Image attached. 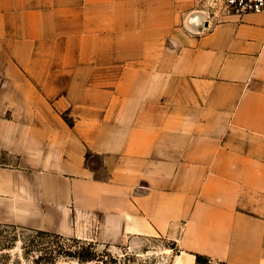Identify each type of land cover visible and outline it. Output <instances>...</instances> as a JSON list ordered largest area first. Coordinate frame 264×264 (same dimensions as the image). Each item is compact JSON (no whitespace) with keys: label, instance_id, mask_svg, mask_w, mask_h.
<instances>
[{"label":"crops","instance_id":"crops-1","mask_svg":"<svg viewBox=\"0 0 264 264\" xmlns=\"http://www.w3.org/2000/svg\"><path fill=\"white\" fill-rule=\"evenodd\" d=\"M0 225L264 264V13L0 0Z\"/></svg>","mask_w":264,"mask_h":264},{"label":"rangeland","instance_id":"rangeland-1","mask_svg":"<svg viewBox=\"0 0 264 264\" xmlns=\"http://www.w3.org/2000/svg\"><path fill=\"white\" fill-rule=\"evenodd\" d=\"M208 14L224 12L226 0H198ZM157 245V246H156ZM160 243L144 253L123 252L121 264H156ZM138 257V258H137ZM147 257V258H146ZM0 264H119L116 254L93 243L0 225Z\"/></svg>","mask_w":264,"mask_h":264},{"label":"built area","instance_id":"built-area-1","mask_svg":"<svg viewBox=\"0 0 264 264\" xmlns=\"http://www.w3.org/2000/svg\"><path fill=\"white\" fill-rule=\"evenodd\" d=\"M224 12L240 17L260 15L264 13V0H226Z\"/></svg>","mask_w":264,"mask_h":264}]
</instances>
